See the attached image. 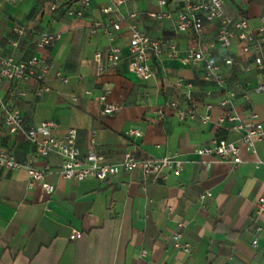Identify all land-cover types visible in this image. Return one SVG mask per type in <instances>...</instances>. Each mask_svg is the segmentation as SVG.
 Here are the masks:
<instances>
[{
	"label": "crops",
	"instance_id": "1",
	"mask_svg": "<svg viewBox=\"0 0 264 264\" xmlns=\"http://www.w3.org/2000/svg\"><path fill=\"white\" fill-rule=\"evenodd\" d=\"M115 1L90 0L84 17L71 19L64 15V0H0V60L35 56L50 66L43 82L48 92L41 96L35 95L37 84L32 81L3 83L0 148L35 168L47 164L50 171L44 181L53 186L51 195L41 196L38 182L27 188L25 169L0 167V264H264V216L255 219L253 215L264 189V165H257L264 160V141L256 144L253 154L239 143L238 133L216 124L220 96L206 95L211 86L202 80L204 65L153 58L146 78L132 74L128 70L131 26L150 38L169 40L181 53L193 45L194 38L190 32L176 33L170 19L147 17L163 10L158 0H129L107 15L101 13ZM51 3L56 4L55 11L50 10ZM180 5L181 0H168L164 10L174 16ZM132 12L136 17L127 18ZM224 12L229 18H246L255 30L264 16V0H225ZM109 19L120 26L113 43L121 56L112 70L105 57L110 42L100 31L89 35L94 21ZM15 26L25 28L22 36L15 35ZM216 26V22L204 23L205 42L214 40ZM45 31L59 33L61 38L49 48L38 49L37 34ZM11 40L18 45L11 46ZM241 46L235 38L227 49L216 47L209 62L221 65L226 86L235 91L237 115L244 122H251L252 114L264 121V93L254 92L264 81V72L255 68L252 55L243 53ZM227 57L237 64L224 66L222 59ZM56 73L67 82L62 83ZM178 82L183 86H177ZM87 90L92 98L85 95ZM17 91L24 95L11 96ZM103 92L108 103L119 107L117 113L100 114L96 96ZM170 102L179 107L194 105L199 116L211 104L210 122L178 121ZM1 105L18 110L26 127L53 122L54 137L75 129L81 153L92 147L94 134V148L107 163H117L126 151L139 159L176 153L186 163L178 176L169 175L154 184L139 171L121 172L105 181L64 180L58 175V156L41 158L23 136L7 134ZM159 109L163 118L156 114ZM128 129L142 136L126 138L123 132ZM216 139L238 146V165L194 153ZM206 192L211 197L200 200ZM257 226L261 231H255ZM175 232L180 233L179 242L189 247L187 253L174 246ZM253 239L256 248L251 246Z\"/></svg>",
	"mask_w": 264,
	"mask_h": 264
},
{
	"label": "built area",
	"instance_id": "2",
	"mask_svg": "<svg viewBox=\"0 0 264 264\" xmlns=\"http://www.w3.org/2000/svg\"><path fill=\"white\" fill-rule=\"evenodd\" d=\"M8 2L19 3L22 0H6ZM129 0H116L109 6L103 7L101 13L107 15L125 4ZM168 0H158V5L163 9L157 13H148L147 17L155 21H163L170 19L173 21L176 33H191L194 38L193 45L186 51L181 53L176 45L169 40H160L150 38L145 32L130 27V37L128 41V50L130 63L128 70L138 79H144L149 74V62L151 59L178 61L182 65L198 66L204 65L202 80L211 86L206 91V95L210 96L216 92L220 98L218 106L221 113L216 117V124L223 127L224 130H231L240 135L239 143L246 146L247 150L255 153L257 143L264 141V121H259L256 114H252L251 122H244L236 113L234 108L235 91L226 86L224 76L222 74L221 65L212 64L209 59L213 50L218 47L220 49L229 48L234 39L237 38L242 42L241 51L250 53L253 58L254 66L257 70L264 72V16L260 18V25L252 30L246 18L237 19L229 18L224 12L225 0H181V5L176 14L172 16L169 11L164 10ZM90 7V0H64V15L71 19H82L86 10ZM51 11L56 10V4L51 3L49 6ZM136 17L134 12L127 15V18ZM216 22V32L212 42L203 40L204 23ZM120 29L118 22L107 20L106 22L94 21L89 29V35H95L101 32L110 45L106 51V63L109 69H114L121 56L120 48L113 43L114 33ZM25 28L21 26L13 27L16 36L23 35ZM61 38L56 32H40L37 34L36 47L45 49L53 46ZM11 46L18 45L17 40L10 41ZM99 59V54L95 55ZM222 64L231 67L237 62L231 58H223ZM50 66L47 62L40 58L31 56L24 61H15L8 57L0 60V89L4 82H34L37 84L35 91L36 96H41L48 92V88L43 85L46 75L49 73ZM62 83H66L67 79L61 77L59 73L55 74ZM183 86L181 82L176 84ZM190 88V84H185ZM235 87H239L236 85ZM254 92L264 93V81L254 87ZM88 98L93 97L90 90L84 92ZM11 96H23L24 92H10ZM247 99V98H246ZM76 99L73 98V101ZM96 101L100 105L101 115H111L119 111L117 105L107 102V92H103L96 96ZM168 106L174 110L175 118L178 121L196 120L202 124L210 122L211 104L205 106V113L199 116L194 105H186L179 107L176 102H170ZM3 113V126L9 135H21L29 143L35 147L36 154L45 158L49 154H55L60 158V168L58 175L64 180L80 182L88 178L98 181H105L114 178L121 172L129 173L139 171L143 177H148L150 183L154 184L164 181L169 175L178 176L185 166V161L180 159L178 154L173 153L160 159H139L130 151L123 153L121 159L117 163L105 162L103 156L96 152L95 136L91 135V148L81 153L76 145V130L69 129L63 136L54 137L52 130L55 127L53 122H41L33 127H26L24 118L20 112L7 105H1ZM158 118H163L164 114L161 109L156 111ZM123 136L141 137L142 134L136 129H128L123 132ZM194 153L199 157H209L220 163L236 166L240 163L238 158L239 148L235 143L226 142L223 139L212 140L209 144L196 148ZM264 165L263 161H258L257 165ZM0 167L13 171L25 169L27 172V188L31 189L34 182H38L42 189V195H51L53 186L44 181L45 175L49 173L50 167L45 164L42 168H35L30 162H19L15 156L0 148ZM144 189V186H143ZM211 197L209 192L202 194L200 200ZM254 218L264 216V189L254 204ZM182 223L177 225L182 227ZM261 227L257 226L255 231H261ZM174 246L182 249L184 252L189 251V247L181 244L180 233L175 232L171 236ZM253 248L257 247L256 239L251 241ZM146 252L141 251L140 255L145 256Z\"/></svg>",
	"mask_w": 264,
	"mask_h": 264
}]
</instances>
